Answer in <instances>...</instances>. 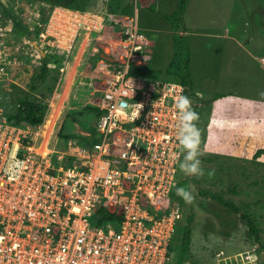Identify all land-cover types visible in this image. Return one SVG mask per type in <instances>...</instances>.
<instances>
[{
  "label": "rangeland",
  "instance_id": "374dc122",
  "mask_svg": "<svg viewBox=\"0 0 264 264\" xmlns=\"http://www.w3.org/2000/svg\"><path fill=\"white\" fill-rule=\"evenodd\" d=\"M0 1V89L5 95L28 92L33 101L46 95L44 121L24 128L39 131L43 141L52 136L57 149L77 153L97 124L96 103L115 67L104 54L120 59L125 53L123 25L106 19L118 1L86 0L84 10L38 0ZM179 3L135 0V14L153 44L150 69L140 74L174 79L165 69L179 35L191 47L204 175L186 176L179 169L177 176L194 197L192 203L182 200L178 222L184 225L193 215V243L182 264H264V0H189L184 22L169 21L165 13H175ZM6 10L32 32L17 27ZM38 46L54 57L47 81L33 89L45 56ZM2 101L10 110L17 106ZM200 188L222 194L242 210H230ZM243 211L260 226L258 241ZM181 230L172 238L171 264H177Z\"/></svg>",
  "mask_w": 264,
  "mask_h": 264
},
{
  "label": "built area",
  "instance_id": "2783aa9c",
  "mask_svg": "<svg viewBox=\"0 0 264 264\" xmlns=\"http://www.w3.org/2000/svg\"><path fill=\"white\" fill-rule=\"evenodd\" d=\"M115 21L125 53L112 62L91 141L77 153L11 121L0 89V264H171L183 216L173 194L184 156L176 100L196 98L181 81L136 75L153 44L137 14ZM14 159L16 176L6 171Z\"/></svg>",
  "mask_w": 264,
  "mask_h": 264
},
{
  "label": "trees",
  "instance_id": "16d2710c",
  "mask_svg": "<svg viewBox=\"0 0 264 264\" xmlns=\"http://www.w3.org/2000/svg\"><path fill=\"white\" fill-rule=\"evenodd\" d=\"M41 2H48L51 4V7L54 6H63L67 8H73V9H80L84 10L86 9V0H38ZM117 4L115 2H112L110 9H109V17H106L108 23H114L115 21V14H122L123 17L127 16H134L135 15V0H130L128 2H123L121 0H117ZM1 2V1H0ZM137 2V0H136ZM189 0H180L179 7L175 13L168 14L165 13V16L169 21L173 22V18L177 17L181 22H184V12L186 10L187 4ZM3 5V4H2ZM4 6V5H3ZM154 10L156 7H153ZM7 14L11 17V14L6 10ZM44 21H47L48 18L44 17ZM179 21V22H180ZM171 22V23H172ZM180 22V23H181ZM180 23L174 24L176 26V29L179 28ZM15 25L17 27H20L21 29H25L28 32H32L31 29L25 28L19 20L15 19ZM180 36V40L176 41V51L173 55L172 60L170 61L169 65L165 69V72L174 75L175 78L172 80H178L181 81L183 84L186 86V92L189 95L197 96L196 90H195V81H194V76H193V71L191 67V60H192V53H191V47L189 43L186 41V39L182 36ZM178 36V37H179ZM54 57L53 54L50 52H47V54L42 58V65L40 72L37 74V82L32 85L33 89L38 88L39 83H44L47 81L50 73H51V68L49 64V59ZM97 58V57H95ZM55 62H59L57 58H55ZM139 70H149L150 66V61L141 64V65H133ZM163 70H160V72ZM143 71H140V73ZM136 73V72H135ZM140 73H136V75L139 76H148L151 77V75H142ZM166 82L171 81L170 79L164 80ZM20 90H22L20 88ZM11 93V92H10ZM9 93V94H10ZM22 94V95H21ZM28 95V92L26 94L24 93H18L16 92L12 93L9 95V102L16 106L15 109L11 110L10 113V119L11 121L22 124V125H27V124H32L34 126H37L41 124L46 116L47 110H48V102L46 101L47 96L44 95V98H38L36 101H33ZM16 103V105L14 104ZM91 106V105H90ZM93 107V106H91ZM192 108L197 112L198 110V104L192 105ZM97 112L101 113V110L97 108ZM94 130V129H93ZM85 138L86 142L91 141L90 137L83 136V139ZM262 150L259 148L257 150V155H260ZM180 187V183L176 185V188ZM176 188L174 197L183 200L180 196L176 195ZM199 191L202 194H207L208 196H212L214 199L218 200L221 204L227 206L230 210H233L235 212H240L242 209L237 205V203L231 199H226L222 194L217 193V192H209L208 190H205L203 188H200ZM105 212V211H104ZM107 213V212H106ZM108 215H111V218H114L115 215L112 213H107ZM241 216L247 220L249 224V232L254 236V239L257 241L260 239V232L261 228L258 225L257 221L249 215L247 212L243 211L241 213ZM119 218V217H118ZM192 221H193V215L188 216V221L184 225H178L177 229L181 230V242L179 244V257L177 259V264H182L184 262V259L186 258L187 255H189L193 243V229H192ZM173 245H170V251L172 253ZM171 255V254H170ZM258 264V263H257Z\"/></svg>",
  "mask_w": 264,
  "mask_h": 264
},
{
  "label": "clouds",
  "instance_id": "9594fccd",
  "mask_svg": "<svg viewBox=\"0 0 264 264\" xmlns=\"http://www.w3.org/2000/svg\"><path fill=\"white\" fill-rule=\"evenodd\" d=\"M136 107L140 110L143 105L137 104ZM176 108L178 109L177 140L184 151V158L179 168L186 176L202 177L204 170L201 167L200 156L203 153L200 151V130L197 127L199 113L192 108L190 98L183 95L177 98ZM6 171L12 176L19 175L22 172V162L14 159L9 163ZM176 195L180 196L185 203H192L194 199L191 192L182 187L176 188Z\"/></svg>",
  "mask_w": 264,
  "mask_h": 264
},
{
  "label": "water",
  "instance_id": "95a60500",
  "mask_svg": "<svg viewBox=\"0 0 264 264\" xmlns=\"http://www.w3.org/2000/svg\"><path fill=\"white\" fill-rule=\"evenodd\" d=\"M38 48L41 50V52H42L44 55H46V51H45V50H43L42 48H40V46H38ZM104 56H105V58H107L108 60H111V61H115V60H116V58H115L114 56H110V55H108V54H104Z\"/></svg>",
  "mask_w": 264,
  "mask_h": 264
},
{
  "label": "crops",
  "instance_id": "0c3cea01",
  "mask_svg": "<svg viewBox=\"0 0 264 264\" xmlns=\"http://www.w3.org/2000/svg\"><path fill=\"white\" fill-rule=\"evenodd\" d=\"M141 28V27H140ZM145 34H147L149 37H150V35L148 34V32H146L145 31ZM151 38V37H150ZM264 56V55H263ZM191 62H192V60H191ZM193 71V70H192ZM193 76H194V74H193ZM164 80H167V79H164ZM194 81H195V78H194ZM195 90H196V88H195ZM196 98V97H195Z\"/></svg>",
  "mask_w": 264,
  "mask_h": 264
},
{
  "label": "bare ground",
  "instance_id": "6f19581e",
  "mask_svg": "<svg viewBox=\"0 0 264 264\" xmlns=\"http://www.w3.org/2000/svg\"><path fill=\"white\" fill-rule=\"evenodd\" d=\"M47 123H48V125H49V124L51 123V121L48 119V120H47Z\"/></svg>",
  "mask_w": 264,
  "mask_h": 264
}]
</instances>
